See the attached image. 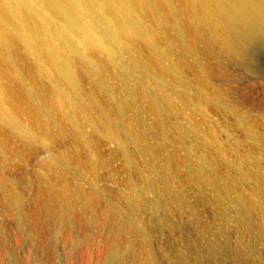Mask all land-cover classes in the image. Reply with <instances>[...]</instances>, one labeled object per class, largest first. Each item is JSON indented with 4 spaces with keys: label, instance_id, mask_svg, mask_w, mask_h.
Wrapping results in <instances>:
<instances>
[{
    "label": "rangeland",
    "instance_id": "374dc122",
    "mask_svg": "<svg viewBox=\"0 0 264 264\" xmlns=\"http://www.w3.org/2000/svg\"><path fill=\"white\" fill-rule=\"evenodd\" d=\"M9 4L19 3L0 0ZM146 4L130 1L137 27L117 40L101 28L100 40L57 39L70 78L34 34L63 17L53 6L23 3L31 42L0 28L1 95L30 130L0 119V224L11 227L0 264H243L238 249L253 244L263 263L264 77L217 68L195 16ZM254 56L264 71V46ZM35 223L56 225L53 247ZM113 223L140 232L118 239Z\"/></svg>",
    "mask_w": 264,
    "mask_h": 264
},
{
    "label": "bare ground",
    "instance_id": "6f19581e",
    "mask_svg": "<svg viewBox=\"0 0 264 264\" xmlns=\"http://www.w3.org/2000/svg\"><path fill=\"white\" fill-rule=\"evenodd\" d=\"M17 1L19 3L18 5L9 4L4 8L0 7V28L6 25H12L21 32L27 42H31L32 35H30V30L25 26V23L33 21L34 14L29 8L23 5L26 0ZM40 1L45 6H53L58 13H62L63 17L57 20H49L47 24L39 25L35 29L34 34L38 41L46 43L49 46L54 64L62 67L65 75L69 78L71 77V71L67 66V56L57 49V39H62L71 44L76 34L82 33L87 35L90 41L95 39L100 40L99 33L97 34L96 32L98 28H101L106 33L109 40L114 41L118 39L121 32L125 33L137 27L134 23L135 19L132 11L134 9L127 7L131 0H70L73 5H69L64 0ZM143 2H147L146 5L154 10L159 8L161 3H164L166 6L173 9L172 11L183 10L185 13L188 12L191 16H195L205 30V39L209 52L217 59V62H219L217 63V68H220V63L224 62L227 66L244 69L248 74L256 73V75L264 77V71H262V69L254 68L257 63H260L257 62L259 56L255 57L254 55L264 46V0H143ZM81 6L86 7L90 16L94 19L95 26H90L87 20L81 15ZM117 11L123 13L122 18L116 14ZM185 19L189 26L191 23L188 17ZM254 52L256 53L252 54ZM0 72H2V70H0ZM216 74L222 76L219 70ZM2 90L3 86L0 83V119L9 123L7 125L12 127L17 133L26 136L30 135L29 127L22 125L12 114L11 108L6 105L5 98L1 95ZM16 99H18V95ZM35 124L37 125L36 122ZM217 190H220V188H217ZM238 202L243 203V200L239 199ZM135 224L136 223H113L110 225H114L116 228L115 231L117 230L114 236L118 239H123L128 237L129 234H134L133 232L138 226L136 224L137 226L135 227ZM242 224L245 225L244 227L249 226L247 223ZM51 225L47 223H35L30 226V229L41 235V240L43 242L53 247L52 242L56 239L57 232L55 230L56 225L54 227ZM62 226L67 227L70 225L64 224ZM74 226L80 229L82 233H85L89 228L86 223H77ZM3 228L7 230L11 229L10 226L0 224V242H6L7 240ZM138 228L136 229L139 230ZM247 228L249 230V227ZM83 230L86 231L84 232ZM115 231H113V234ZM13 233L17 235L19 233L25 234L27 233V229L25 226H22L18 231H13ZM220 233L217 230L216 233L213 234L219 237ZM223 233L221 235H223ZM259 234V237H264V230L261 229ZM141 235L143 241H150L151 233H145L143 231ZM206 235L208 234L206 233ZM227 236L225 237L226 239H224L225 241L228 240ZM218 241L219 239H210L208 241L209 243L207 242L210 246L209 248L217 250V255L221 252L220 250H224L221 248L222 245H219L220 241L219 244ZM257 243L258 242H256V244ZM144 244L148 245L146 242ZM227 246L225 244V247ZM246 246L239 247L238 249L239 255H241L239 256L241 258L240 260H242L243 264H255L254 258L258 257V252L255 254L257 257H254L252 254L253 251L250 252L248 249L254 246V244L252 246L249 245L250 247ZM257 247L258 246H255V248ZM51 252L53 253L54 251L52 250ZM227 252L229 251H226V253ZM223 253L226 255L224 251ZM223 253L221 252L220 255ZM259 253L264 254V249ZM257 262H259V258ZM262 264H264V258Z\"/></svg>",
    "mask_w": 264,
    "mask_h": 264
}]
</instances>
